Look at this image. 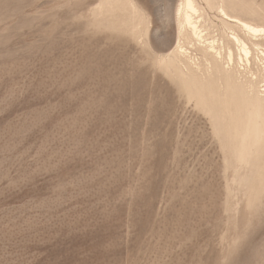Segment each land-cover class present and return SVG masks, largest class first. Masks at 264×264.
Here are the masks:
<instances>
[{
	"label": "rangeland",
	"instance_id": "1",
	"mask_svg": "<svg viewBox=\"0 0 264 264\" xmlns=\"http://www.w3.org/2000/svg\"><path fill=\"white\" fill-rule=\"evenodd\" d=\"M180 1L0 0V264H264V148L198 52L172 64Z\"/></svg>",
	"mask_w": 264,
	"mask_h": 264
},
{
	"label": "bare ground",
	"instance_id": "2",
	"mask_svg": "<svg viewBox=\"0 0 264 264\" xmlns=\"http://www.w3.org/2000/svg\"><path fill=\"white\" fill-rule=\"evenodd\" d=\"M132 12L137 18L134 7ZM198 12L193 0H181L176 8L178 43L171 62L176 68L180 67L183 77L188 75L194 80L200 68L191 62L190 50L198 52L209 89L221 86L225 92L239 90L247 108L242 150L256 154L264 148V28L229 17L221 9L218 14L220 36L212 37ZM187 91L184 92L186 97Z\"/></svg>",
	"mask_w": 264,
	"mask_h": 264
}]
</instances>
